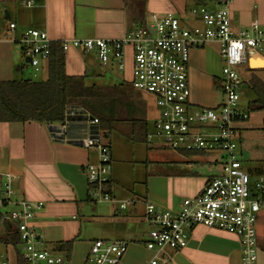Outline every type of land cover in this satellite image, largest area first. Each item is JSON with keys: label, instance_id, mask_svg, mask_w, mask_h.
Here are the masks:
<instances>
[{"label": "crops", "instance_id": "1", "mask_svg": "<svg viewBox=\"0 0 264 264\" xmlns=\"http://www.w3.org/2000/svg\"><path fill=\"white\" fill-rule=\"evenodd\" d=\"M23 1L0 0V81L23 80L21 69L26 58H23L25 56L19 43L12 41L8 32L10 22L22 28L43 29L53 42L73 38L118 39L127 31L139 27L134 17L140 9L144 11L145 22H148V16L152 14L175 12L183 16L196 3V0H34V5L27 8L22 5ZM249 9L246 0H235L232 6L235 28L249 25L252 8ZM257 10L260 21L264 23V12L260 8ZM198 24L193 21L191 25ZM80 51L70 48L64 52L66 72L71 76L86 75L88 79L91 70L87 69ZM91 53L97 57L94 51ZM127 53L126 58H131L129 48ZM188 64L192 108H217L222 101L218 93L221 94L219 77L223 66L218 44L192 49ZM107 67L118 69L115 62ZM247 68L250 69L248 65ZM251 78L259 79L260 84L264 85V69L249 70L243 82L250 90ZM262 106L263 102L249 101L247 108H239L240 112L247 113L246 119L235 124L245 162L253 161L251 158L254 154L245 136L252 130H259L260 125L264 131V117L263 121L260 116L259 120H255L251 114L262 109ZM62 125L36 121L0 122V183L6 174L17 175L12 199L2 205L0 203V212L7 215L15 211L18 209L17 203L22 201L43 202L44 208L35 216L33 226L41 234L45 249L61 257L65 255L55 251L57 243L74 240L71 264H86L91 244L98 239L128 242L120 264H147L152 256L145 246L149 232L145 225L148 224L139 219L145 213L146 204L153 203L162 209L175 210L179 201L197 196L208 180L219 172L215 154L208 153L211 158V167L208 168L197 163L189 164L191 167L184 166V163H164V170L161 166L159 170H151L150 164L144 165V161L134 160L143 155L138 154L140 149L133 152V146L121 158L112 143H108L112 167L108 189L119 200L126 201L127 207L121 209L117 203L110 202L95 203L90 196L86 164L96 162V157L91 150L59 140L57 132ZM67 130L71 139H77L87 134L88 127L84 120L72 119L67 124ZM262 147V159L249 168H264V142ZM118 163H121L120 168ZM127 167L143 169H138L137 174L127 175ZM147 173L153 176L151 186L147 182ZM3 198L4 194L0 191V202ZM108 205H111V209ZM88 227L94 228L96 237H84ZM256 229L257 264H264V209L258 215ZM0 232H5L3 220ZM2 250L9 252L14 264L15 247L2 246ZM167 264H242L241 242L235 234L227 231L196 226L190 232L187 246L175 252L172 261Z\"/></svg>", "mask_w": 264, "mask_h": 264}, {"label": "built area", "instance_id": "2", "mask_svg": "<svg viewBox=\"0 0 264 264\" xmlns=\"http://www.w3.org/2000/svg\"><path fill=\"white\" fill-rule=\"evenodd\" d=\"M235 0H202L188 8L183 16L168 12L152 14L142 27L127 31L121 38H73L60 41L62 50L70 48L95 52L101 65L115 62L119 71L126 69L127 49L131 50L132 79L140 93L153 97L158 110L147 136L150 146L173 151H204L215 154L219 172L208 180L195 197L179 201L175 210L162 209L147 203L139 219L150 225L145 246L152 253L147 264H167L173 254L183 250L196 226L217 228L235 234L242 246V264H257L256 223L264 209V172L246 167L236 139L235 124L247 118L239 111L241 78L237 67L248 65L250 56L264 58V23L255 7L248 26L235 28L232 6ZM29 8L34 0H24ZM201 25H191L192 22ZM12 41L22 46L25 58L35 77L48 61L53 41L43 29L22 28L10 22ZM211 43L219 46L223 61L219 77L222 101L217 108H192L188 63L192 49ZM72 119L85 121V136L71 139L67 124ZM57 132L59 140L93 151L96 162L86 164L90 196L95 203L127 202L111 194V150L102 135L100 121L78 106L67 108L66 120ZM215 129V132H210ZM264 169V168H260ZM258 180L252 183V179ZM17 175L6 174L0 183L4 202L11 201ZM18 209L5 215L15 221L21 240L20 259L23 264H71L66 258L47 250L33 220L44 208L43 202L22 201ZM128 248L124 240L92 242L86 264H120ZM56 255L57 257H54ZM0 264L11 263L10 254L0 246ZM15 264V263H14Z\"/></svg>", "mask_w": 264, "mask_h": 264}, {"label": "trees", "instance_id": "3", "mask_svg": "<svg viewBox=\"0 0 264 264\" xmlns=\"http://www.w3.org/2000/svg\"><path fill=\"white\" fill-rule=\"evenodd\" d=\"M196 2L200 3L202 0ZM134 21L139 27L145 24L142 9L135 14ZM47 69L48 77L45 81H0V122L61 124L66 120L67 108L78 106L99 119L104 138L112 132H119L132 142L144 143L150 147L147 136L151 125L146 119V103L142 94L130 82L112 86L87 85L86 75H68L65 53L59 42L52 45ZM249 82L251 90L258 97L256 102H263L264 105V85L256 78H251ZM179 153L180 160L185 162L201 163L209 160V154L204 151ZM257 172L263 173L264 169ZM4 217L0 212V225ZM8 221L4 220V234L0 232V246L15 247V264H23L19 254L21 240L17 223ZM73 244L74 240L59 242L55 251L63 253L71 263Z\"/></svg>", "mask_w": 264, "mask_h": 264}, {"label": "rangeland", "instance_id": "4", "mask_svg": "<svg viewBox=\"0 0 264 264\" xmlns=\"http://www.w3.org/2000/svg\"><path fill=\"white\" fill-rule=\"evenodd\" d=\"M246 5L248 7H250V9L252 8V10L255 7L260 8L263 12H264V0H252L251 1V5H250V0H246ZM257 8V9H258ZM249 9V10H250ZM146 18H147V14H146ZM148 20L150 21V17L148 16ZM147 21V19L145 20ZM20 45V44H19ZM21 46V45H20ZM22 48V46H21ZM23 52V49H22ZM81 54V58L82 60L86 63V67L87 69L91 70V73L88 76V79L86 80L87 85H100V86H110V85H116L119 84L121 82H125V81H130L132 79V61L131 58H126V69L121 72L118 69L114 68L111 69L109 67H103L99 61V59L94 55V53H84V51L82 52V50L80 51ZM128 54V53H127ZM126 54V57H127ZM129 55V54H128ZM25 58V57H23ZM23 68L21 69V73H22V79L28 78V76H30L32 80L35 81H45L48 77V61H44L42 63V70L34 77L32 75V68L28 65V63L25 62V59L23 60ZM237 71L239 72L241 78L244 80L246 79V76H248L249 70L247 68V65H240L237 67ZM245 81V80H244ZM218 93V92H217ZM221 93V92H220ZM142 94V98H144L145 103H146V119L149 123V125H152L153 120L157 117L158 115V110L155 106V102L154 99L151 95L146 94V93H141ZM219 97L222 96V93L219 94ZM258 99V97L256 96V94L251 91L249 89V87L246 85V83L244 82L242 84L241 87V98H240V105L239 108L242 107H248L249 105V101H256ZM243 109V108H242ZM254 117L255 120H259L260 116L263 121V117H264V110L260 109L259 111L255 112L252 111L251 113ZM262 126L260 125V129L257 131H250L249 134H247L245 136L246 139H248L250 141V144H248L249 146H252V152L254 153L252 158V160H249V162H245L246 167H254L255 164H257L256 162H260L259 160L262 159V146H263V137H264V131H262L261 128ZM215 129H212V131L210 132H215ZM107 140H105V142L108 143H112L113 149L117 150V154L118 157H124V155L126 154V151H130L132 150L133 146L134 150L133 152L138 149H140V153L138 154H142L143 155L139 158L137 156V158H134V160L136 161H144V165L150 164V166L152 167L151 170L155 169L159 170V167L161 166L162 170H164V163L168 164V165H173L174 163L177 164H185L184 166H188L191 167L192 165L189 164H196V163H191V162H185L184 160L181 161L180 159H178V161H176L175 159L177 157H179V153H177V151H173L170 149H165L162 146H150L148 147L146 144L144 143H135L131 141L130 143V147L128 149L127 145L129 144V142L127 141V138L119 133V132H112L111 134L108 135V137L106 138ZM236 139L238 140V142H240V136L236 133ZM243 140V138H242ZM109 145V144H108ZM110 147V146H109ZM147 153V156H146ZM128 157V156H127ZM180 158V157H179ZM210 160L205 162H201V163H197L199 164V166L201 167H211L210 164ZM245 161V160H244ZM135 164V163H133ZM123 165V164H122ZM118 168H120L121 163H118ZM167 166V165H166ZM138 169H143L141 167L135 168V170L133 169V167H127L126 169V173L128 175H132L131 173L137 174L136 171ZM134 170V171H132ZM142 173H144L142 171ZM152 177L150 176L149 173H147V182H149L150 186L152 185ZM163 179V178H162ZM258 180V178H254V180L252 179V183H254V181ZM148 188V185H147ZM147 199L149 200V196L147 195ZM114 204V203H113ZM118 204V203H117ZM99 206H102L99 204ZM119 206V204H118ZM114 207V206H112ZM108 208L111 209V205H108ZM166 209V208H164ZM145 228L148 229V231H150V227L147 225H145ZM95 230L92 227H88L85 231V236L86 239H92V237H96L95 236ZM54 257H57L56 255H54ZM58 258V257H57Z\"/></svg>", "mask_w": 264, "mask_h": 264}, {"label": "water", "instance_id": "5", "mask_svg": "<svg viewBox=\"0 0 264 264\" xmlns=\"http://www.w3.org/2000/svg\"><path fill=\"white\" fill-rule=\"evenodd\" d=\"M26 63L30 62L29 58L25 59ZM248 67L253 70L257 69H264V58L263 57H255V56H250L248 59Z\"/></svg>", "mask_w": 264, "mask_h": 264}]
</instances>
